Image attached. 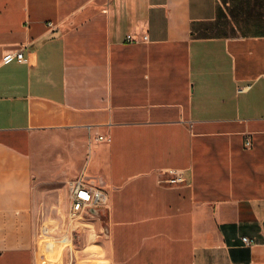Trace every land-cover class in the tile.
Instances as JSON below:
<instances>
[{
    "label": "crops",
    "instance_id": "1",
    "mask_svg": "<svg viewBox=\"0 0 264 264\" xmlns=\"http://www.w3.org/2000/svg\"><path fill=\"white\" fill-rule=\"evenodd\" d=\"M81 172L107 213L62 264H264V0H0V264Z\"/></svg>",
    "mask_w": 264,
    "mask_h": 264
},
{
    "label": "built area",
    "instance_id": "2",
    "mask_svg": "<svg viewBox=\"0 0 264 264\" xmlns=\"http://www.w3.org/2000/svg\"><path fill=\"white\" fill-rule=\"evenodd\" d=\"M47 25L48 27H52L51 23H48ZM126 41L135 42V38L128 35L126 37ZM13 58H16L18 61H22V52L18 51L15 54H6L3 57V62L7 63ZM244 145L246 148L250 146L249 137L245 138ZM158 175L167 176V179L160 181V184L164 183L166 185L173 186L184 184L185 182L182 171L166 170L158 172ZM66 192L69 206L65 226L69 234L65 235L64 240L67 241L70 247H73V242L75 241L77 235V231L75 229L76 223L85 218L90 209L106 208L107 193L103 188L102 180L99 178L88 177L83 172L66 181ZM47 229L48 228H41L40 234L47 235ZM241 242L245 246H251L254 244V242L247 237L241 238Z\"/></svg>",
    "mask_w": 264,
    "mask_h": 264
},
{
    "label": "rangeland",
    "instance_id": "3",
    "mask_svg": "<svg viewBox=\"0 0 264 264\" xmlns=\"http://www.w3.org/2000/svg\"><path fill=\"white\" fill-rule=\"evenodd\" d=\"M49 154L50 152L48 156H50ZM45 159H48L47 156ZM69 178H71V175L66 177L59 176L49 181L47 174L42 175L43 189L51 187L52 194L50 196H42L39 212L37 213L40 229L48 228V233L47 235L40 234L36 240V264H62L65 249L70 247L67 241L64 240L65 235L69 234L65 226L69 204L64 187ZM49 183L51 185L46 186Z\"/></svg>",
    "mask_w": 264,
    "mask_h": 264
},
{
    "label": "water",
    "instance_id": "4",
    "mask_svg": "<svg viewBox=\"0 0 264 264\" xmlns=\"http://www.w3.org/2000/svg\"><path fill=\"white\" fill-rule=\"evenodd\" d=\"M106 209L105 208H96V209H90L86 217H96L99 220H102L106 216Z\"/></svg>",
    "mask_w": 264,
    "mask_h": 264
}]
</instances>
